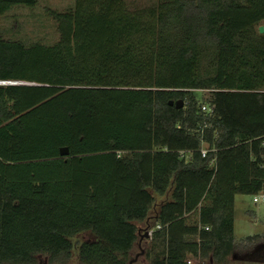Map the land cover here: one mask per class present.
Wrapping results in <instances>:
<instances>
[{
    "label": "trees",
    "instance_id": "obj_1",
    "mask_svg": "<svg viewBox=\"0 0 264 264\" xmlns=\"http://www.w3.org/2000/svg\"><path fill=\"white\" fill-rule=\"evenodd\" d=\"M38 1L0 0V16ZM51 13L53 43L0 36V79L28 82L0 83V264H67L75 248L83 264H131L160 195L151 263H224L237 195L264 188V0Z\"/></svg>",
    "mask_w": 264,
    "mask_h": 264
},
{
    "label": "rangeland",
    "instance_id": "obj_2",
    "mask_svg": "<svg viewBox=\"0 0 264 264\" xmlns=\"http://www.w3.org/2000/svg\"><path fill=\"white\" fill-rule=\"evenodd\" d=\"M129 2L149 3L153 0H127ZM75 4V0H39L34 6L16 5L0 16V36L10 39H21L26 43L42 41L53 43L58 40L57 22L51 10L65 11ZM194 95L199 103H205L210 96L209 90L195 89ZM186 103V102H185ZM167 199L166 195L157 196L156 206L151 217L140 223L139 239L131 253L133 264H152L146 253L150 238L147 228L157 225V212L160 204ZM252 237L250 241L248 237ZM235 251L224 263L210 261L208 258L189 256L188 264H264V200L254 201V195L239 194L235 211ZM91 231L82 232L73 237L78 245L85 240H93ZM49 263L48 256L40 255L37 264ZM59 264V263H55ZM67 264H83L77 255V248Z\"/></svg>",
    "mask_w": 264,
    "mask_h": 264
},
{
    "label": "water",
    "instance_id": "obj_3",
    "mask_svg": "<svg viewBox=\"0 0 264 264\" xmlns=\"http://www.w3.org/2000/svg\"><path fill=\"white\" fill-rule=\"evenodd\" d=\"M260 31L264 32V25H260ZM0 83H28L26 81H20V80H1ZM171 105H176L177 108H182L185 105V99L184 98H179V99H171L169 101ZM69 154V148L68 147H62L61 148V155L65 156ZM146 235L148 236V231L146 230Z\"/></svg>",
    "mask_w": 264,
    "mask_h": 264
},
{
    "label": "built area",
    "instance_id": "obj_4",
    "mask_svg": "<svg viewBox=\"0 0 264 264\" xmlns=\"http://www.w3.org/2000/svg\"><path fill=\"white\" fill-rule=\"evenodd\" d=\"M202 108L208 113L213 112V109L208 104H203ZM201 151H202V155L206 156L207 153L209 152V148L207 146H205L202 148ZM260 200H264V188L259 193L254 195V201L255 202H259ZM158 227H160V224H157L156 227H154V228H147L148 236L152 237L154 230ZM206 228H209V227L207 226Z\"/></svg>",
    "mask_w": 264,
    "mask_h": 264
},
{
    "label": "flooded vegetation",
    "instance_id": "obj_5",
    "mask_svg": "<svg viewBox=\"0 0 264 264\" xmlns=\"http://www.w3.org/2000/svg\"><path fill=\"white\" fill-rule=\"evenodd\" d=\"M38 259H39V258H38ZM48 261H49V258H48ZM37 263H38V262H37ZM37 263H36V264H37ZM55 263H57V262H50V261H49V263L47 262V263H42V264H55ZM59 264H61V263H59ZM131 264H133L132 261H131Z\"/></svg>",
    "mask_w": 264,
    "mask_h": 264
}]
</instances>
